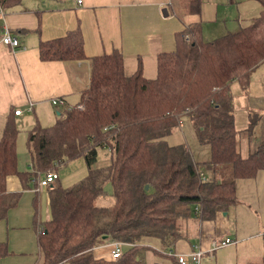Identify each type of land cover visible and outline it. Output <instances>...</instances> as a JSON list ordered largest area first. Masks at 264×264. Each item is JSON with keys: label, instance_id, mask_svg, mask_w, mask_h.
Wrapping results in <instances>:
<instances>
[{"label": "trees", "instance_id": "16d2710c", "mask_svg": "<svg viewBox=\"0 0 264 264\" xmlns=\"http://www.w3.org/2000/svg\"><path fill=\"white\" fill-rule=\"evenodd\" d=\"M20 1L0 0V6L5 10ZM255 1L253 18L210 41L201 38L198 22L188 24L175 35L174 51L157 54L155 79L143 76L140 63L127 77L117 49L91 57L82 108L69 109L49 126L35 124L27 133L29 171L17 170L18 130L7 119L0 138V220L19 197L6 191L9 174L34 182L38 173L58 172L77 157L88 169L69 186L59 177L48 183L51 218L40 226L37 240L41 264H138L135 251L142 239L157 238L162 248L171 247L191 212L198 209L208 218L225 210L235 201L233 179L264 167V141L244 159L235 150L228 87L235 81L244 89L264 59V0ZM189 2L196 11L199 0ZM38 44L42 61L84 58L77 28ZM183 118L198 144L208 147L202 162L185 142L168 141ZM107 148L108 165L92 168ZM224 165L230 168L229 180L201 181L203 167L212 173ZM106 196L111 202L103 205ZM107 241L132 247L120 260L96 259L93 248Z\"/></svg>", "mask_w": 264, "mask_h": 264}, {"label": "crops", "instance_id": "0c3cea01", "mask_svg": "<svg viewBox=\"0 0 264 264\" xmlns=\"http://www.w3.org/2000/svg\"><path fill=\"white\" fill-rule=\"evenodd\" d=\"M80 1L22 0L4 10L0 29L7 26L19 43L13 49L0 42V138L8 118L15 121L18 133L19 128H27L29 132L35 124L43 127L53 124L62 109L52 105V98L62 97L71 107L80 104L81 92L89 82L91 57L95 55L117 49L127 77L140 63L143 76L155 79L157 54L174 51L175 35L182 33L188 24L198 22L201 38L210 41L235 30L258 11L255 0H199L198 11L190 8L191 0ZM76 28L82 35L84 58L71 61L39 58L38 43L56 40ZM78 61L82 64L77 65ZM228 87L234 146L244 159L264 141V59L251 71L244 89L235 81ZM30 103L31 111L27 110ZM17 107L22 113L15 116L13 111ZM194 136L190 137L194 139L191 147L196 152L189 147L188 151L202 162L208 156V147H198ZM26 140L27 136L22 145H16L18 172L31 170ZM174 141L173 144L182 143L175 137ZM108 153V148L103 149L92 168L108 165ZM203 169L204 180L231 178L228 165L212 173ZM36 183L37 176L34 182L26 183L16 174L6 178L7 193H18L19 197L0 220V264H41L38 230L51 218L50 194L46 187L35 191ZM106 190L110 192L108 187ZM233 190L235 201L225 210L203 218L197 209L190 218L181 221V237L171 247L162 248L157 238L142 239L135 251V262L177 264L179 253L192 264L191 254L198 250L200 264H264V167L252 176L234 178ZM110 200L108 197L107 204ZM226 237L232 244L210 247L211 240L219 242ZM131 247L125 244L122 255ZM111 250L112 241H107L95 246L92 254L105 262L117 261L111 258Z\"/></svg>", "mask_w": 264, "mask_h": 264}, {"label": "built area", "instance_id": "2783aa9c", "mask_svg": "<svg viewBox=\"0 0 264 264\" xmlns=\"http://www.w3.org/2000/svg\"><path fill=\"white\" fill-rule=\"evenodd\" d=\"M78 2H81L80 0H78ZM4 16V9L0 6V17ZM8 27L7 26H2V28L0 29V42L3 43V45H7L11 48H15L17 47L19 41L18 38L16 36H12V33L10 31H8ZM82 62L78 61L77 65H81ZM51 103L53 106H57L59 108V106H61L60 108L62 109L61 112L57 113L58 117L59 116H64L65 112L68 111L69 109H73V107H77V108H82V104H78L76 106H69L65 100L62 99V97L59 98H52L50 99ZM32 109V103L29 104L27 110L31 111ZM14 115L17 116L19 114L22 113V109L17 107V109H14ZM59 177L58 172L55 171H51V170H47V172L44 173H38L37 174V183L35 184V191H38L40 188H47L48 187V183L53 182L55 179H57ZM204 176L201 177V181H203ZM126 243L121 242L118 243L117 241L112 242V250H111V258L114 260L117 259H121L122 256V248ZM226 244H232V241L229 238H224L222 241L220 240L219 242H216L215 239L210 241V247L214 248H218L222 245H226ZM177 264H188L187 258L185 255L183 254H179L177 255L176 258ZM191 263L192 264H200V252L198 250H196L195 252H192L191 254Z\"/></svg>", "mask_w": 264, "mask_h": 264}, {"label": "rangeland", "instance_id": "374dc122", "mask_svg": "<svg viewBox=\"0 0 264 264\" xmlns=\"http://www.w3.org/2000/svg\"><path fill=\"white\" fill-rule=\"evenodd\" d=\"M60 110V109H59ZM20 132L17 135L16 138V145L17 143H19L20 145H22L23 141L26 139L27 136V132L28 129L27 128H19ZM194 133H193V129L191 126V123H189V121L186 119H181V125L179 128H177L174 132H173V136L172 137H167L168 141L171 143V145H173L174 141V137L177 138L178 140H181L182 142L185 141V144L188 145L189 149H191L190 151H195L193 147H191V142L193 143L194 139L190 138L193 137ZM198 147H206L207 145L205 144H197ZM196 152V151H195ZM100 153H102L100 151ZM97 163V162H95ZM95 163L93 165H95ZM67 164V163H66ZM62 165L60 169H57L59 171V176H60V181L62 183L63 186H69L72 183H76L78 180H80L82 177L85 176V174L88 172V169L86 168V165L82 159V157H77L75 158V160H71L68 162L67 165ZM110 189V187H109ZM108 201V197L105 198L104 201H102L101 203H103L104 205L107 203ZM111 201V200H110ZM109 201V202H110ZM98 202V201H97ZM108 202V203H109ZM99 204V202H98ZM192 206V205H191Z\"/></svg>", "mask_w": 264, "mask_h": 264}, {"label": "water", "instance_id": "95a60500", "mask_svg": "<svg viewBox=\"0 0 264 264\" xmlns=\"http://www.w3.org/2000/svg\"><path fill=\"white\" fill-rule=\"evenodd\" d=\"M147 188H148V185L145 187V189L147 190Z\"/></svg>", "mask_w": 264, "mask_h": 264}]
</instances>
